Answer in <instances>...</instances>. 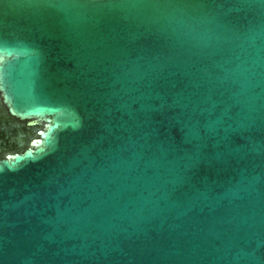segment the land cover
I'll list each match as a JSON object with an SVG mask.
<instances>
[{
    "label": "water",
    "instance_id": "95a60500",
    "mask_svg": "<svg viewBox=\"0 0 264 264\" xmlns=\"http://www.w3.org/2000/svg\"><path fill=\"white\" fill-rule=\"evenodd\" d=\"M0 264H264V0H0Z\"/></svg>",
    "mask_w": 264,
    "mask_h": 264
}]
</instances>
